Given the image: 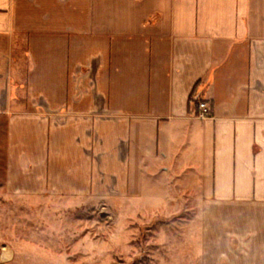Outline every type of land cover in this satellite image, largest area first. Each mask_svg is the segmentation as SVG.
I'll return each instance as SVG.
<instances>
[{
    "label": "crops",
    "instance_id": "1",
    "mask_svg": "<svg viewBox=\"0 0 264 264\" xmlns=\"http://www.w3.org/2000/svg\"><path fill=\"white\" fill-rule=\"evenodd\" d=\"M128 201L198 214L169 264H264V0H0V264L43 260L14 207Z\"/></svg>",
    "mask_w": 264,
    "mask_h": 264
},
{
    "label": "rangeland",
    "instance_id": "2",
    "mask_svg": "<svg viewBox=\"0 0 264 264\" xmlns=\"http://www.w3.org/2000/svg\"><path fill=\"white\" fill-rule=\"evenodd\" d=\"M121 205L122 212H114L113 205L111 211L93 205L76 209L57 205L59 212L55 206H44L32 213L14 207L10 235L33 236L43 243L37 249L43 252V260L33 255L42 264H169V257L175 252L179 256L187 246L190 231L186 222L198 221L196 213L153 212L159 211L156 204L151 212L144 211L146 206L140 202ZM59 252L70 260L61 254L56 258Z\"/></svg>",
    "mask_w": 264,
    "mask_h": 264
},
{
    "label": "built area",
    "instance_id": "3",
    "mask_svg": "<svg viewBox=\"0 0 264 264\" xmlns=\"http://www.w3.org/2000/svg\"><path fill=\"white\" fill-rule=\"evenodd\" d=\"M198 108H199V110H198V112H197L196 115H197L198 117H205V116L207 115L206 103L203 102V101H200V102L198 103Z\"/></svg>",
    "mask_w": 264,
    "mask_h": 264
}]
</instances>
